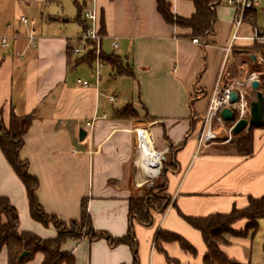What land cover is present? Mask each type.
<instances>
[{
  "label": "crops",
  "instance_id": "obj_1",
  "mask_svg": "<svg viewBox=\"0 0 264 264\" xmlns=\"http://www.w3.org/2000/svg\"><path fill=\"white\" fill-rule=\"evenodd\" d=\"M61 1L0 0V39L9 42L6 48L0 46V121L7 125L11 111L33 113L19 156L38 179V202L46 213L68 222L79 218L84 200L93 229L121 237L130 224L129 199L142 195L161 176L169 201L166 208L153 212L149 226L132 221L137 264H204L201 234L183 216L228 213L246 207L249 198L264 195V115L263 125L251 131L249 155L238 154L227 144L211 143L198 150L196 139L229 44L231 76L244 79L255 72L259 80L256 67L263 60L251 48L254 41L245 37L264 30V0L238 26L234 8L220 2L214 9L213 33L205 40L197 38L198 43L191 41L196 37H189V29L162 19L156 0H96L98 29L103 27L101 34L110 53L119 56L132 73L118 75L105 63L97 85L92 69L88 75L75 71L80 64L88 65L74 63L81 56L73 55L71 48L80 42L67 31L65 22L71 17L58 10ZM77 1L79 6L88 5V0ZM170 2L178 16L189 17L194 11L190 0ZM20 16L27 21H20ZM81 18L88 24L83 11ZM28 33L35 35L34 47L27 44ZM234 34L238 38L233 40ZM113 39L118 42L116 49L110 45ZM77 79L91 84L81 86ZM261 91L264 96V87ZM113 94V101L120 103L108 100ZM248 96L251 99V89ZM128 103L132 112L119 115L118 110ZM80 131H84L82 138ZM140 144L150 145L159 152L160 161L165 160L153 178L143 179L137 168ZM0 195L16 208L19 231L41 238L55 236L52 224L45 226L31 218L25 186L1 150ZM260 219L257 228H264ZM246 224V219L234 222L233 233L226 235L220 249L230 259L256 264L253 238L257 229L245 230ZM164 232L179 236L193 250L164 238ZM60 250L71 253L75 264L134 262L127 244L110 246L105 239H67ZM255 252L264 264L263 241ZM42 258L36 252L24 264H39ZM0 264H7L6 247L0 251Z\"/></svg>",
  "mask_w": 264,
  "mask_h": 264
},
{
  "label": "trees",
  "instance_id": "obj_2",
  "mask_svg": "<svg viewBox=\"0 0 264 264\" xmlns=\"http://www.w3.org/2000/svg\"><path fill=\"white\" fill-rule=\"evenodd\" d=\"M193 4L194 11L189 17H181L174 14L171 10L170 0H156V10L162 19L172 25L190 30L189 37H196L205 40L208 34L213 33V24L215 21V6L220 0H190ZM76 7L75 21H77L82 30L87 27L86 22L81 18L82 11L85 8L83 2L80 6L77 0H73ZM103 32V27L100 28ZM264 35V30L260 32ZM79 41V40H78ZM251 48L259 51L262 57V63L256 67L259 72V89L264 87V41H254ZM72 50V48H71ZM101 59L113 67L118 75H131L132 73L125 68L119 56L113 53H104L101 51ZM94 46L91 41L87 42V51L74 63H87L90 69L93 67ZM132 112L131 105L128 103L118 110L119 115H126ZM33 119V113L18 115L13 111L10 112L7 125L0 121V150L8 164L15 174L22 181L26 190L29 214L35 221L43 225L52 224L56 234L52 238H41L30 231H19L18 213L8 197L0 195V251L3 247L7 250V264H24L36 252H40L43 258L39 264H75L74 257L71 253L62 252L60 247L67 239L79 240L87 237L89 240L105 239L110 246L120 243L127 244L133 254L134 262L136 258V242L133 234V219L149 226L152 224L153 212L163 211L167 204L168 198L164 195L161 201L160 196L150 195L155 192L158 184L153 187H146L145 192L140 196H134L129 199L128 216L129 227L127 233L121 237H112L107 232L96 231L93 229L89 215L86 210L85 201L80 204V216L78 219H72L67 223L58 219L56 215L46 213L36 195L38 179L29 173L28 163L19 156V150L24 142V135L29 128ZM224 125L230 126L231 123L224 122ZM251 127L249 131L242 130L235 134L227 143V147L241 155H249L253 151ZM162 180L161 190L164 191V179ZM264 219V195L259 198H249L248 205L241 209L233 208L228 213H214L205 217L183 216V219L201 234L202 240L206 247L203 256L204 264H244L239 261L228 258L220 249V244L225 243L226 235L232 234V224L239 219H246L245 230L255 231L257 229L258 219ZM159 234V233H158ZM166 239L175 240L179 245L188 251L192 247L177 235L164 232ZM264 248V239H263ZM26 251L27 255L20 257L22 252Z\"/></svg>",
  "mask_w": 264,
  "mask_h": 264
},
{
  "label": "built area",
  "instance_id": "obj_3",
  "mask_svg": "<svg viewBox=\"0 0 264 264\" xmlns=\"http://www.w3.org/2000/svg\"><path fill=\"white\" fill-rule=\"evenodd\" d=\"M259 0H220V2L231 6L235 10V24L240 25L243 19L254 8ZM83 17L88 22L86 29L77 38L79 45L72 48V53L75 56H82L87 51V42L91 41L94 46V61L92 67V75L94 77V84L97 85L101 76L102 68L105 63L101 59L102 51V39L103 35L98 29V10L96 7V0H88V5L83 10ZM19 20L26 22L25 16H20ZM264 24V21H263ZM27 44L31 47L35 46V35L28 33L26 35ZM238 36L234 34L232 39H236ZM252 41H264V35L259 34L256 31L252 35L247 36ZM192 42L198 43L197 38H192ZM9 42L6 38L0 39V46L6 48ZM113 49L118 47V42L113 39L110 43ZM232 47L229 44L224 49V54L221 59L218 73L215 77L213 86L208 94L207 105L205 113L202 117V125L196 133L197 149L211 144L218 143L220 133L224 129V121L221 119L219 112L223 107H229L234 111L235 120L238 118H246L248 116L249 109V96L248 91L251 89V82L255 79L258 80V75L255 72H251L244 79L232 77L228 68V53ZM21 55V54H20ZM81 86H89L91 82L87 79H77L76 81ZM232 90L237 91L238 99L234 103H230V92ZM108 100H115L114 95H108ZM91 125V123H88ZM233 123L228 128L227 134L222 139L221 143L230 141L232 134L231 128Z\"/></svg>",
  "mask_w": 264,
  "mask_h": 264
},
{
  "label": "rangeland",
  "instance_id": "obj_4",
  "mask_svg": "<svg viewBox=\"0 0 264 264\" xmlns=\"http://www.w3.org/2000/svg\"><path fill=\"white\" fill-rule=\"evenodd\" d=\"M58 10L60 12H63V14H65L68 18L71 17V19L68 21V22H65V25H66V28H67V31L69 34H71L72 36H74L75 38L76 37H79L80 34H81V27L77 24V22L74 20V17L76 15V8L74 6V4L72 3L71 0H62L59 4H58ZM73 17V18H72ZM261 18H262V14H258L257 16V20L258 21H261ZM76 42V41H74ZM102 48L103 50L106 52V53H110L109 49H108V43L102 39ZM89 67L86 66L85 64H80L75 71H77L78 74H80L81 71H84L87 75L89 74V71H88ZM81 76V75H79ZM81 78V77H80ZM125 86H127L125 84ZM126 90V89H125ZM113 92H117L115 89ZM125 92V91H124ZM114 95V94H113ZM114 104H118L120 103V101L116 100V101H113ZM228 128L229 126L228 125H224V129L221 131L220 133V138L218 139V143H215L214 145H224V144H227L229 143L228 142H225V143H221L222 142V139L225 137V135L227 134V131H228ZM246 130H244L243 132H245ZM233 136V135H232ZM232 138V137H231ZM164 156V155H163ZM168 157V156H167ZM166 157V160H168ZM169 161V160H168ZM165 162V160H163L161 158V167H160V171H161V168H162V164ZM160 173V172H159ZM161 176L158 177V179H156V184H158V187L156 188V190H154L155 192H152L150 195L152 196H155V193L158 196H160V201L162 199H164V191L161 190V187H162V180L160 178ZM145 190V189H144ZM145 192V191H144ZM143 194V192H142ZM156 197V196H155ZM261 223V221L263 220H259ZM67 223V222H66ZM261 225V224H260ZM254 238H253V248H254V253H253V262H255L256 264H260V261L261 259H259L258 257V254L255 252V249H259L260 245H262V241L264 239L263 235H264V228L263 226H259L257 228V230L255 231L254 233ZM260 251V250H259Z\"/></svg>",
  "mask_w": 264,
  "mask_h": 264
},
{
  "label": "water",
  "instance_id": "obj_5",
  "mask_svg": "<svg viewBox=\"0 0 264 264\" xmlns=\"http://www.w3.org/2000/svg\"><path fill=\"white\" fill-rule=\"evenodd\" d=\"M259 80L255 79L251 82L252 97L249 101L248 116L246 118H238L235 120L234 111L229 107H223L219 115L224 122L233 123L231 128V134L235 135L242 130L249 131L251 127H260L263 125L264 115V96L259 89ZM238 99V93L235 90L230 92V103H234ZM84 136V131H80V138ZM27 255L24 251L20 254V257Z\"/></svg>",
  "mask_w": 264,
  "mask_h": 264
},
{
  "label": "bare ground",
  "instance_id": "obj_6",
  "mask_svg": "<svg viewBox=\"0 0 264 264\" xmlns=\"http://www.w3.org/2000/svg\"><path fill=\"white\" fill-rule=\"evenodd\" d=\"M160 154L148 144H140L136 154L137 165L143 179L155 177L161 167ZM139 172V171H138ZM139 172V173H140Z\"/></svg>",
  "mask_w": 264,
  "mask_h": 264
}]
</instances>
